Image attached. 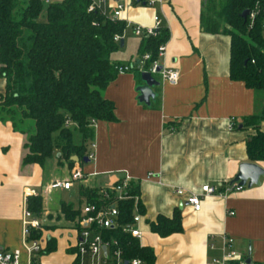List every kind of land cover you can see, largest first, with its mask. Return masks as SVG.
<instances>
[{"label":"crops","instance_id":"obj_1","mask_svg":"<svg viewBox=\"0 0 264 264\" xmlns=\"http://www.w3.org/2000/svg\"><path fill=\"white\" fill-rule=\"evenodd\" d=\"M145 1L152 5L132 3L121 11L127 24L121 36L124 53L115 55L117 49L112 59L122 65L135 62L141 36L133 33V27H152L153 17L158 16L159 26L168 29L159 61L178 70V82L171 85L159 77L154 88L157 97L145 105L138 102L135 90L140 71L118 73L104 90L115 119L94 122L93 139L87 142L91 158L87 155L86 161L79 159L71 167L52 158L49 171L37 163L22 164L26 135L13 130L9 121H0V249H19L20 264H27L21 245L26 189L35 190L42 200L41 213L32 214L40 222L42 248L54 244L52 250L38 253L33 264H100L88 253L77 256L79 227L76 219L65 217L60 204L72 195L84 201L81 186L108 188L125 175L138 186L144 208L138 212L139 243L152 248L151 264H217L223 234L233 239L232 247L250 264L264 263V175L258 185L201 197L198 211L173 192L174 187L199 192L204 184L223 189L242 162L264 170V160L250 161L246 154L245 143L253 130L241 129L239 123L243 116L262 114L264 90L230 79L229 35L202 28L203 0ZM114 2L105 9L110 11ZM4 90L5 79L0 76V94ZM231 120L236 128H229ZM259 127L264 132V120ZM53 166L66 168L69 174L78 166L87 177L69 189L47 191L50 181L64 179L53 174ZM65 202L75 210L85 204L76 207L70 200ZM176 208L181 214L180 232L162 237L150 230L149 222L159 215L170 217Z\"/></svg>","mask_w":264,"mask_h":264},{"label":"trees","instance_id":"obj_2","mask_svg":"<svg viewBox=\"0 0 264 264\" xmlns=\"http://www.w3.org/2000/svg\"><path fill=\"white\" fill-rule=\"evenodd\" d=\"M134 3L145 4V0ZM88 4L89 0H59L47 5L42 0H0V76L5 79L0 121H9L13 130L26 135L22 164L43 166L55 158L58 164L66 162L71 167L73 155L80 161L88 155L87 142L93 139L94 122L115 119L113 103L104 97V90L118 74L115 67L122 65L112 59L120 47V39L117 42L114 36L121 37L127 24L98 10L88 11ZM203 8L202 28L229 35L230 79L250 89L264 90V0H203ZM245 9L254 12L252 19L249 13L241 16ZM167 37L164 26H159L154 35L141 36L139 61L130 63L131 69L147 71ZM144 54L149 58L143 60ZM263 120L264 106L260 116H243L239 122L241 129L254 132L245 143L250 161L264 160V132L259 127ZM79 194L85 204L116 206V225L93 230L108 242L111 264L115 262V250H120L123 261H154L152 248L141 245L122 228L132 222L136 211L144 212L137 185L129 181L126 194L131 197L126 199H118L105 187L81 186ZM25 202L32 214L41 213V197L28 196ZM60 207L67 219H78L80 209L65 201ZM149 227L162 237L180 232V210L176 208L170 217L157 216ZM40 236L39 229H30L29 238ZM52 248L54 244L50 243L39 254ZM76 252L80 257L77 247Z\"/></svg>","mask_w":264,"mask_h":264},{"label":"built area","instance_id":"obj_3","mask_svg":"<svg viewBox=\"0 0 264 264\" xmlns=\"http://www.w3.org/2000/svg\"><path fill=\"white\" fill-rule=\"evenodd\" d=\"M59 1V0H42V2L47 5L49 3ZM111 0H89L87 7L88 11H100L103 15H106L110 19H121V11L127 4H132L134 2H140L141 0H114V6H110V11L105 9V6L110 3ZM145 4L152 5V1H145ZM254 12L249 13V18L252 19ZM153 26L149 28H142L141 26L134 25L133 33L137 36H147L154 35L155 30L159 27L161 21L158 16L153 17ZM121 39L120 35L114 36L115 41ZM165 44H161L158 47L157 59L151 61L148 68V72L156 74L160 77L161 81H166L171 85H175L179 79V73L177 69L164 67L159 58L164 55ZM149 55L144 54L142 59H148ZM162 66L161 70L158 71V67ZM118 73L127 72L131 69V65H117L115 67ZM175 77V79L173 78ZM235 123L233 120L229 122V128H234ZM93 146V145H92ZM92 154H88V158H91ZM150 176V174H149ZM87 175L78 166L71 169L69 177L64 179H55L50 181L46 185V190H57V189H69L75 181H84ZM130 179L128 176H124L117 180L108 189L114 191L118 199L130 198V195L126 194L128 188V183ZM243 186L239 185L237 182L226 183L221 189L217 186H212L209 184H204L200 187L199 192L187 191L184 188L174 187L173 192L178 197H183L187 203H189L195 211L200 209L201 197L211 196V195H222L223 193H228L232 191H240ZM28 196H38V193L33 189H26L24 192V205L22 209V235H21V245L27 255V264H33L35 256L41 251L42 243L39 239L29 238L30 229H40V222L36 217H33L32 213L28 210L26 206V200ZM137 199V197H135ZM115 204H100L86 203L80 209V215L76 219V224L79 227L80 241L77 245L79 256L86 253L96 257L100 264H107L108 254L107 247L108 242L104 241L98 232H94L95 228H110L116 225V217L118 211ZM141 216L136 211L133 214L132 222L123 226V231L130 233L133 237L138 240L141 237V231L138 227ZM115 243V240L113 241ZM212 246V244H211ZM233 246V239L223 234L221 236L220 257L216 258L214 261L217 264H250L247 263L245 258L241 257ZM120 250H115L113 255L115 258L114 264H142V261L138 258H133L131 260L123 261L120 256ZM20 250H2L0 249V264H20ZM81 264V263H79ZM264 264V263H263Z\"/></svg>","mask_w":264,"mask_h":264},{"label":"water","instance_id":"obj_4","mask_svg":"<svg viewBox=\"0 0 264 264\" xmlns=\"http://www.w3.org/2000/svg\"><path fill=\"white\" fill-rule=\"evenodd\" d=\"M249 11L244 10L241 13L242 17H246ZM120 46H122V38L120 39ZM138 59L135 63H138ZM162 66L158 67L160 71ZM159 81L156 80L148 71L143 70L140 72V83L136 86V92L138 93L137 100L139 103L149 105L152 100L157 96L154 92V88L159 85ZM87 157L82 158V161H86ZM71 160L74 162L79 161V157L73 155ZM264 175V170L256 163L252 162H242L239 164L238 172L231 180V183L237 182L243 187H251L252 185H258L260 183V177ZM250 263V259H247Z\"/></svg>","mask_w":264,"mask_h":264},{"label":"rangeland","instance_id":"obj_5","mask_svg":"<svg viewBox=\"0 0 264 264\" xmlns=\"http://www.w3.org/2000/svg\"><path fill=\"white\" fill-rule=\"evenodd\" d=\"M123 51V49H121V47H119L118 48V51L115 53V55H117V54H123L124 52H122ZM52 158L51 159H49L45 164H44V167H45V169L46 170H48L49 171V169H51L50 168V166H52ZM54 167V166H53ZM55 168V171L53 172V174H55L56 173V175L58 176V177H61V178H67V177H69V173H68V170L66 169V168H63V169H58L57 167H54ZM78 182V181H77ZM39 192V191H38ZM63 200H65V201H72V203L76 206V207H78V206H82L83 205V203H84V201L83 200H81V201H79L78 200V197H77V195H72L71 197H67V198H65V199H63Z\"/></svg>","mask_w":264,"mask_h":264},{"label":"clouds","instance_id":"obj_6","mask_svg":"<svg viewBox=\"0 0 264 264\" xmlns=\"http://www.w3.org/2000/svg\"><path fill=\"white\" fill-rule=\"evenodd\" d=\"M175 79V77H173Z\"/></svg>","mask_w":264,"mask_h":264}]
</instances>
